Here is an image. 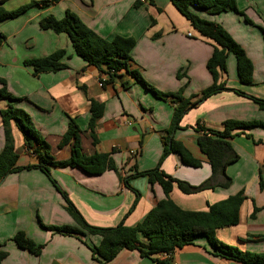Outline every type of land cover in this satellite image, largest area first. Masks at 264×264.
<instances>
[{"label":"crops","instance_id":"1","mask_svg":"<svg viewBox=\"0 0 264 264\" xmlns=\"http://www.w3.org/2000/svg\"><path fill=\"white\" fill-rule=\"evenodd\" d=\"M30 1L39 0H0L6 10ZM135 1L58 0L46 6L30 7L13 18L0 21V33L5 36L0 46V79L6 91L18 98L13 101L0 98V109L10 102L26 111L49 144L55 160L69 156L70 144L58 147V143L69 119H74L85 154L109 153L121 176L131 173L133 167L140 171L152 169L162 152V139L167 135L174 104L169 99L156 97L124 70L116 71L110 78L108 73L87 64L74 53L65 33L39 27L38 21L43 16L51 14L61 18L70 10L100 37L135 38L129 69L138 71L159 91H180L183 97L193 101L212 83L206 62L213 41L194 30L168 0H145L137 5ZM235 1L240 13L196 11L201 17L221 24L241 45L253 65L252 82L242 84L236 74V58L229 54L226 72H219L218 82L264 99V0ZM57 49L65 50L60 59L65 64L62 69L36 73L24 64L26 59L47 56ZM100 78L102 86L98 85ZM90 98L103 104V113L94 129L95 144L85 131ZM226 119L264 121V111L251 99L234 91L210 95L187 110L172 133V138L199 159L201 166H187L176 153H169L161 169L192 185L208 178L210 165L196 143L198 133L193 127L199 121L207 128L221 129ZM10 130L18 154L16 164L36 163V156L24 147L23 137L12 122ZM229 141L238 159L225 167L231 179L227 187L184 193L174 184L169 198L181 209L205 211L208 204L243 191L245 198L239 207L238 222L216 229L215 235L241 251L264 253V128L254 126ZM3 144L0 119V150ZM50 174L85 221L94 226L111 227L121 220L132 226L165 197L161 187L157 183L150 184L146 176L129 178L128 184L139 192V198L128 212L135 193L125 187L112 170L87 174L75 167L51 166ZM64 205L60 193L40 169L7 174L0 182V244L7 251L1 264H99L92 252L94 246L102 243L99 235L59 233L40 225L41 222L47 226H75ZM254 208L257 210L253 212ZM19 230L36 244H42L38 255L19 248L12 241ZM156 257L163 259L166 255ZM172 262L240 264L213 254L203 237L176 249ZM103 264L158 263L140 256L137 250L121 249Z\"/></svg>","mask_w":264,"mask_h":264},{"label":"trees","instance_id":"2","mask_svg":"<svg viewBox=\"0 0 264 264\" xmlns=\"http://www.w3.org/2000/svg\"><path fill=\"white\" fill-rule=\"evenodd\" d=\"M58 0L30 1L13 10H6L0 2V21L13 18L26 9L37 6L42 7ZM149 1V0H148ZM178 12L186 18L190 26L201 36L213 41L212 52L206 62V68L212 76V83L204 88L199 97L191 101L181 95L180 91L162 92L148 83L136 70L129 69L131 61L130 51L135 44V38L116 35L106 39L97 35L89 28L74 12L66 10L61 18H55L49 14L39 19L38 25L41 29H50L54 32H62L67 35L74 53L87 64L93 65L100 71L109 74L110 78L118 70L126 71L134 80L146 90L152 92L156 97L170 100L174 104L171 123L167 135L162 139L163 147L156 166L148 170H137L133 167L131 173L121 176L109 153L85 154L80 145L79 128L74 119H69L65 132L62 134L58 147L70 144V153L66 159L55 160L50 154L49 144L35 128L30 115L13 103L0 109L1 126L4 132V144L0 150V182L11 173L31 168L40 169L52 182L56 190L64 200V208L75 222V226L60 225L47 226L40 222L46 229L67 234H94L103 240L99 246L92 248L93 257L99 264L109 262L121 249L137 250L140 256L150 257L158 264H173L172 254L176 249L185 245L193 244L198 237H203L208 242L210 251L240 264H264V253L241 251L237 247L220 241L215 230L225 226L235 225L238 222L239 207L245 195L238 191L227 198L207 205L205 211L184 210L177 206L170 198L169 193L174 184L184 193H195L204 189H212L216 186L227 187L231 179L225 173V167L238 159L233 150L230 139L240 133H245L254 126L264 128V121L260 120H235L226 119L221 129L207 128L199 121L193 129L198 133L196 143L200 151L206 155L210 165L211 173L208 178L197 185L177 179L166 174L161 169L163 159L169 153H176L183 164L191 167H200L201 161L193 157L190 152L177 140L172 138V133L179 127V121L183 114L190 108L196 106L212 94L220 91H234L245 96L256 103L259 110L264 111V99L248 95L241 90L229 88L224 83L218 82L219 72H226V58L233 54L236 58V74L242 84L252 82L253 65L245 55L244 49L237 43L228 31L219 23L201 17L196 10L207 13L221 11H236L235 0H168ZM141 1L136 0L135 5ZM240 13V12H238ZM249 21V20H246ZM264 37V33H263ZM5 36L0 33V46L4 43ZM65 55L64 49H57L47 56L24 60L36 73L62 69L65 64L60 59ZM0 98L10 101L18 98L11 95L4 87V81L0 79ZM103 113V104L94 99H89V119L86 133L95 144L97 139L94 132L96 123ZM11 122L20 131L24 147L33 153L37 162L34 164L17 165L18 154L14 150L11 135ZM250 136L249 134H245ZM75 167L87 174H99L106 170L114 171L120 182L135 193V199L131 204L130 212L139 198V192L128 184V179L136 176H146L150 184L157 183L164 198L157 201L145 216L136 224L127 226L121 220L117 225L111 227H100L89 224L76 209L67 193L58 185L50 174V167ZM259 186L263 182L260 178ZM257 208L253 209V212ZM254 214L252 213V216ZM12 241L19 247L38 255L42 244H36L21 230L14 233ZM158 254L166 255L159 259ZM7 251L0 244V264L6 257Z\"/></svg>","mask_w":264,"mask_h":264},{"label":"built area","instance_id":"3","mask_svg":"<svg viewBox=\"0 0 264 264\" xmlns=\"http://www.w3.org/2000/svg\"><path fill=\"white\" fill-rule=\"evenodd\" d=\"M142 3H144L145 2V0H140ZM102 79L100 78L99 80H98V85L99 86H102Z\"/></svg>","mask_w":264,"mask_h":264}]
</instances>
